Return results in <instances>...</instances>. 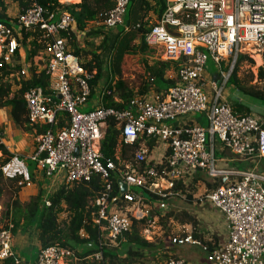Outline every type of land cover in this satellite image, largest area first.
Wrapping results in <instances>:
<instances>
[{
	"label": "built area",
	"instance_id": "obj_1",
	"mask_svg": "<svg viewBox=\"0 0 264 264\" xmlns=\"http://www.w3.org/2000/svg\"><path fill=\"white\" fill-rule=\"evenodd\" d=\"M129 1L114 0L100 25L105 30L117 27L129 30L124 27ZM58 2L60 6L71 5L68 1ZM164 3L160 18L145 35L144 42L161 51L162 61L177 63V83L166 91H149L133 99L124 111L103 107L80 111L91 95L92 75L80 69L66 39L61 37L74 26L68 12L33 4L15 17L14 25L0 23V67L18 65L14 58L21 49L22 32L41 33L38 42L43 45L41 59L46 64L42 72L48 78V93L35 87L23 94L30 126L52 125L59 112L69 118L67 127L56 133L47 130L37 135L30 161L45 178L61 174L65 187L89 182L93 175H99L105 182V190L95 201L98 211L94 223L106 232V241L116 244L129 232L131 215L108 202L109 177L116 169L113 162L101 155L100 141L105 123L113 119L123 144L141 143L132 159L136 170L119 172L118 178L126 185L121 198L124 203H141L140 196L131 188L144 189L165 200L172 195L169 191L175 182L187 184L197 172L205 173L210 180L212 188L203 199L223 216L226 239L210 250L190 235L168 237L166 245L199 246L211 264H264V175L221 168L215 158L217 143L238 158H264L262 122L255 116L235 114L222 98L241 55L252 60L257 72L260 70L264 75V0H164ZM209 61L219 70L221 66L227 69L210 83L211 97L204 93ZM25 74L21 68L17 77L24 80ZM195 114L206 119V128L187 119ZM179 119L184 121L175 125ZM148 139L155 142L150 152L146 149ZM161 146L163 155L158 152ZM43 154L45 158H41ZM3 167L0 166V172ZM157 204L159 212L165 211L163 201ZM49 205L46 200L44 206ZM10 229L0 230V261L16 262ZM92 257L101 260L100 253ZM74 258L72 251L53 245L39 250L35 264H65ZM164 264L184 262L169 257Z\"/></svg>",
	"mask_w": 264,
	"mask_h": 264
},
{
	"label": "trees",
	"instance_id": "obj_2",
	"mask_svg": "<svg viewBox=\"0 0 264 264\" xmlns=\"http://www.w3.org/2000/svg\"><path fill=\"white\" fill-rule=\"evenodd\" d=\"M13 1L18 5V15L36 4L43 8L50 5L51 10L62 9L73 16L74 31L71 30L69 34L62 33L61 37L66 39L68 50L77 58L80 69L92 75L89 82L91 94L103 75L102 59L104 56H110L108 70L112 79L106 88L107 93L103 96V108L124 111L129 108V104L133 99L141 98L149 91L163 92L176 85L177 63L162 61L160 59L161 51L156 47L148 46L144 42L145 35L155 25L164 10V0H130L124 22V27L129 28L127 31L122 27L105 30L100 25L105 13L113 7L114 0H81L80 2L76 0L73 3L79 2L78 4L69 6H60L58 0ZM14 22L15 19L12 20L7 17L4 2L0 0V23L12 26ZM81 33L84 34L83 42L90 48L88 51L81 49L78 45L77 37ZM40 36L39 31L21 33L20 47L25 59L32 60L35 57H40L43 50V45L38 42ZM20 54V51L16 53L14 61L20 60ZM135 56H139L138 60L141 62L142 68L137 81L131 84L124 80L123 75L127 63ZM149 58L155 59L150 62ZM244 62L249 68L253 66L252 60L245 55H241L228 83H231L242 95L264 101V75L262 73L259 74V78L262 80L260 86L249 84L252 81L250 75L248 80H243L237 76L238 67ZM21 68L17 64L1 65L0 110L6 109L12 124L25 133H32L33 130H36V135L47 130L56 133L67 127L69 118L67 114L62 112L56 114L52 125L30 126L26 118L22 96L28 89L35 87H40L45 93H48V78L43 72L38 73L33 68L30 77L24 80L20 79L19 89L13 91L9 80L15 79ZM154 145V140L148 139L146 141L147 151L150 152ZM140 147V142L132 146L123 144L120 141V130L116 127L115 121L113 119L107 120L104 135L100 141V153L104 160L113 162L116 169V172H111L109 177L111 184L109 203L119 192L116 177L120 176V173L127 172L124 166H120V164L131 162L135 152ZM0 153V166H2L11 159V156L1 144ZM118 153L119 157L117 159ZM156 170L160 173L158 167ZM5 180L0 172V197L5 183H7L13 195H17L23 186L21 177ZM198 185H203L206 189L205 194L198 196L204 198L212 186L207 175L202 174V172L194 174L192 180L187 184L182 181L175 182L169 192L185 195V198L190 200L197 194ZM104 190L105 182L96 174L89 182H79L67 187L61 186L49 197V207L44 205L41 207L39 204H29L22 207L24 212L23 225L25 228L32 225L36 226L40 249L58 245L72 251L81 259L100 253L101 260L94 262V264H158L161 259L166 258L167 260L172 257L165 256L162 253L161 246L154 242H148L141 236L142 229L147 225L145 217L134 219L130 216V230L123 236V241L117 240L120 245L115 246L106 241L104 239L106 232L101 231L100 227L94 223L98 211L95 201ZM142 192L152 202L164 201V199L144 189H142ZM126 205L122 199H119L112 206L122 210ZM13 206L15 212L19 210L17 207L20 206L16 198L13 201ZM15 217H13V233L19 223ZM167 219L177 220L180 224L187 223L193 227L196 224L194 217L184 211L178 213L167 212L166 216L160 219V222L163 223ZM81 248V251H77ZM86 262L83 261L81 264H86ZM0 264H15V262L13 259H7L0 261Z\"/></svg>",
	"mask_w": 264,
	"mask_h": 264
},
{
	"label": "crops",
	"instance_id": "obj_3",
	"mask_svg": "<svg viewBox=\"0 0 264 264\" xmlns=\"http://www.w3.org/2000/svg\"><path fill=\"white\" fill-rule=\"evenodd\" d=\"M81 0H79L80 2ZM7 17L12 20L15 19L16 15H18V5L13 0H3ZM72 3L73 4H78ZM16 11L17 14H11V11ZM78 10V9H77ZM75 10V11H77ZM73 17V16H72ZM98 25V24H97ZM96 25V26H97ZM74 31V26L73 29ZM84 34H78L77 42L81 49L88 51L90 48L83 42ZM21 58L18 62L22 68H24L26 72L25 79L30 77V72L33 68H35L36 72H42L46 62L40 57H35L34 59H25L24 53L20 49ZM110 56H104L102 59V71H105V64L107 69L109 67V58ZM16 64V63H11ZM254 64V63H253ZM258 65V63H257ZM255 74V84L257 86L261 85L262 80L259 78V74L262 73L260 70L257 72V67ZM18 74H16L17 76ZM18 78V79H16ZM15 79L9 80L11 89L16 91L19 89V80L21 78L16 77ZM111 75L108 73L102 75V78L99 80L98 85L94 88L93 93L90 95L87 103L81 108L83 112H91L102 106V100L104 93H107V86L111 81ZM153 92V91H152ZM236 103L230 104L226 100L225 103L230 109L238 115H250L257 117L263 124L264 128V101H259L254 98H250L248 96L242 95L235 89ZM190 119V118H187ZM184 119H179L175 125H178ZM194 123H198V120L194 121ZM105 130V126L103 128ZM36 131V130H35ZM35 131L32 133H25L22 130L16 128L10 119L8 118L7 110H0V144L5 148V150L10 154L11 159L4 165H2L3 170L1 171L4 179L8 180L9 178L21 177L23 186L17 193V195H13L11 189L8 187L7 183L3 186V193L0 197V230L11 228L12 242H13V253L15 255L16 262L15 264H35L37 255L40 250L39 242H38V231L36 230V226L32 225L27 228L24 227V212L22 207H25L29 204H39L44 205V202L49 199V197L56 192V190L62 186V175L57 174L52 178H45L42 172L30 161V157L35 152L37 143ZM163 147L158 148V152L160 155L164 154ZM1 156V153H0ZM119 157V153L117 154V159ZM1 158V157H0ZM215 158L217 164L221 168H231L242 172H255L257 174L264 175V158H238L232 155L229 151L224 150L219 146H216L215 150ZM133 159V158H132ZM124 166L127 171L136 170V166H134L132 160L131 162L120 164V166ZM5 180V181H6ZM137 196H140L141 203L140 205L136 204H127L126 207L122 208L125 212H129V214L133 218L140 219L145 217L147 219V225L142 229V232L147 233L150 226H152L153 215L150 217V211L156 212V216L163 217L162 213L157 210L158 202H152L148 197L146 199L142 191H133ZM150 193V192H149ZM170 197L177 198L185 203L186 207L182 206L181 209L173 210L174 213H178L180 211L187 212L196 220V224L193 227L190 224L182 223L181 225V234L180 236L190 235L195 241H198L202 245L206 246L209 250L216 247L218 244L222 243L226 239V225L223 216L217 210L211 208L203 198L201 197H192L190 200L185 198V195H177L172 194ZM17 199L19 206L17 207L19 210L14 211L13 201ZM113 204H111V207ZM146 205L148 207H146ZM166 206V205H165ZM155 209V210H154ZM167 213V207H165ZM165 212V211H164ZM170 212V211H168ZM165 213V214H166ZM164 214V215H165ZM16 215V217H15ZM13 217L17 219L18 226L16 227V231L13 233ZM173 221V219H167ZM184 222V221H183ZM106 235H104L105 237ZM143 237V236H142ZM175 237V236H174ZM144 238V237H143ZM145 239V238H144ZM148 242H153V240L148 236L145 239ZM123 241V240H121ZM119 243L114 244L115 246ZM165 244V241H164ZM120 245V244H119ZM190 245V244H185ZM172 245H166L165 255L176 257V255L168 254L169 248ZM178 246V245H176ZM184 246V245H182ZM195 246V245H190ZM199 247V246H196ZM91 248V247H90ZM203 253H207L199 247ZM82 248L77 251H81ZM84 251V250H83ZM23 254L24 258L21 257ZM75 258L70 259L65 262V264H81L83 261H87V264L91 262H97L94 260L92 256L87 257L86 259H81L77 257L74 253ZM183 260V259H181ZM184 264H188L183 260Z\"/></svg>",
	"mask_w": 264,
	"mask_h": 264
},
{
	"label": "rangeland",
	"instance_id": "obj_4",
	"mask_svg": "<svg viewBox=\"0 0 264 264\" xmlns=\"http://www.w3.org/2000/svg\"><path fill=\"white\" fill-rule=\"evenodd\" d=\"M11 14H17L16 11H11ZM17 16V15H16ZM73 29V27H72ZM97 44V41H96ZM139 56H135L131 61H129L125 67V71H124V75L123 78L124 80H126L127 82L133 84L134 82L137 81L138 79V75L141 72V62H139L138 60ZM155 58H149V61L151 62V60H153ZM255 66H252L251 68H249V66L244 62L242 64L239 65L238 67V74L237 76L243 80H248L249 79V75L252 76V81L249 83L250 85H254L255 84V74H256V70L254 69ZM105 71L103 72V75L108 73V69L107 66L105 64L104 66ZM222 71L223 73L227 72V69L224 66L220 67V70L217 69L213 63H211L210 61L206 64V68H205V86H204V93L207 95V97H211L212 96V92H211V87H210V83L213 81L214 78L217 79V75L219 74V72ZM235 88L231 85V83L226 84V86L224 87V91L222 93V98L224 100H226L227 102H229L230 104H235L236 103V97L237 96L235 94ZM81 111V110H80ZM187 118H190L193 122L196 120H198V125L206 128L207 127V121L206 119L201 116L200 114H195V115H188ZM217 146H219V143H217ZM201 173V172H200ZM204 174V173H202ZM210 181V180H209ZM133 191H142L141 188H131ZM206 189L203 185H198L197 186V194L194 197H198L200 195L205 194ZM144 197L146 199H148L147 195L145 194ZM167 207V212L168 211H173L175 209H181L182 206L186 207L185 203H183L181 200H178L177 198L174 197H169L167 199H165L163 201ZM155 203V202H154ZM146 207H148L146 205ZM155 210V209H154ZM166 210L165 212L163 211V217L166 216ZM165 214V215H164ZM151 215H153V224L152 226L149 227L148 232H142V236L146 239V237H150L154 243L158 244L159 246L162 247L163 251L162 253L165 255V252L167 251L165 249V244L164 241L166 240V238H172V237H180L181 234V225L177 220H166L163 223L160 222V219L163 217H158L156 216V212H152L150 211V217ZM168 254L170 255H176L179 258L183 259L186 263L188 264H211L208 263L206 260V254L203 253L201 251V249L199 247L196 246H190V245H184V246H176V245H172L171 248H169L168 250ZM167 256V255H165ZM23 254H22V256ZM168 257V256H167ZM159 259V258H157ZM160 260V259H159ZM166 258H163L159 261L158 264H164ZM87 264V262H86ZM88 264H92L91 262H89Z\"/></svg>",
	"mask_w": 264,
	"mask_h": 264
},
{
	"label": "water",
	"instance_id": "obj_5",
	"mask_svg": "<svg viewBox=\"0 0 264 264\" xmlns=\"http://www.w3.org/2000/svg\"><path fill=\"white\" fill-rule=\"evenodd\" d=\"M41 158H45V155L43 154L41 156ZM116 181H117V184L119 187V192H118L117 196L112 200L111 204H113L115 201L121 199L123 194L126 192V185L118 178V176L116 177Z\"/></svg>",
	"mask_w": 264,
	"mask_h": 264
},
{
	"label": "bare ground",
	"instance_id": "obj_6",
	"mask_svg": "<svg viewBox=\"0 0 264 264\" xmlns=\"http://www.w3.org/2000/svg\"><path fill=\"white\" fill-rule=\"evenodd\" d=\"M64 1H68L69 3H73L74 1H76V0H62L61 2H64ZM255 61H256V64L258 63V65H259V60H258V58H255Z\"/></svg>",
	"mask_w": 264,
	"mask_h": 264
}]
</instances>
